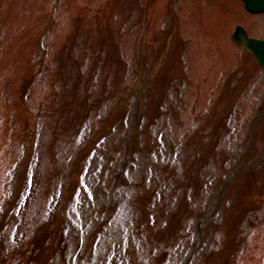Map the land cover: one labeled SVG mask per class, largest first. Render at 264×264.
<instances>
[{
  "label": "rangeland",
  "instance_id": "374dc122",
  "mask_svg": "<svg viewBox=\"0 0 264 264\" xmlns=\"http://www.w3.org/2000/svg\"><path fill=\"white\" fill-rule=\"evenodd\" d=\"M264 39L238 0H0V264H264Z\"/></svg>",
  "mask_w": 264,
  "mask_h": 264
},
{
  "label": "water",
  "instance_id": "95a60500",
  "mask_svg": "<svg viewBox=\"0 0 264 264\" xmlns=\"http://www.w3.org/2000/svg\"><path fill=\"white\" fill-rule=\"evenodd\" d=\"M246 6L251 11L264 10V0H244ZM232 38L242 44L254 57L258 66L264 67V40L249 37L245 29L237 26L232 33Z\"/></svg>",
  "mask_w": 264,
  "mask_h": 264
},
{
  "label": "bare ground",
  "instance_id": "6f19581e",
  "mask_svg": "<svg viewBox=\"0 0 264 264\" xmlns=\"http://www.w3.org/2000/svg\"><path fill=\"white\" fill-rule=\"evenodd\" d=\"M264 13V12H263ZM257 13H254V15H256ZM249 15V14H248Z\"/></svg>",
  "mask_w": 264,
  "mask_h": 264
},
{
  "label": "flooded vegetation",
  "instance_id": "af4514ba",
  "mask_svg": "<svg viewBox=\"0 0 264 264\" xmlns=\"http://www.w3.org/2000/svg\"><path fill=\"white\" fill-rule=\"evenodd\" d=\"M242 8V7H241ZM242 10H244V9H242Z\"/></svg>",
  "mask_w": 264,
  "mask_h": 264
}]
</instances>
